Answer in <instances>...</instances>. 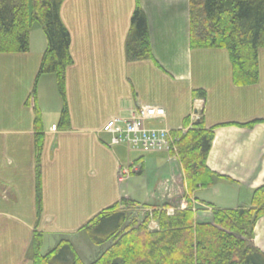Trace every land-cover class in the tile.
<instances>
[{"label": "crops", "instance_id": "1", "mask_svg": "<svg viewBox=\"0 0 264 264\" xmlns=\"http://www.w3.org/2000/svg\"><path fill=\"white\" fill-rule=\"evenodd\" d=\"M140 4L147 16L153 61L135 63H128L126 59V41L134 10L127 17L120 12L80 7L68 16L65 4L61 8V20L71 35L73 65L68 70L86 68V87L90 79L96 90L101 85L102 91L101 99L93 102L96 108L88 115L86 127L81 128L84 142L79 145L82 148L85 141L103 143L106 137L111 142V136L102 132L107 121L116 114L122 115L121 118L129 117L139 105L165 109V120L150 123L156 128L181 130L186 118L195 112L201 113L207 128L218 126L207 167L224 178L213 187L197 190L193 196L215 206L213 197L200 195L209 189L223 188L231 194L232 204L217 208L250 207V198L244 202L237 198H241L243 191L251 197L254 190L264 186V87H260L261 76L256 85L235 86L231 62L223 50L191 49L189 0H141ZM46 48L47 40L44 48L36 49L30 30L28 53L0 54V168L4 166L5 170H11L15 164L23 165L17 169L22 174L12 176H8L7 171L1 173L4 171L0 169V214L19 204L17 198L22 196L23 187L33 198L32 204L37 205V160L44 190L51 174L60 176L58 160L68 154L62 139L71 132H66L68 129L60 132L57 126L63 112L58 79L48 74L37 81ZM127 65L133 67L132 78L124 75ZM35 86L36 98L33 99ZM195 90L206 91V99L194 100L192 93ZM131 91L136 94L132 96ZM37 110L40 112L39 129L36 127ZM69 118L72 124L70 115ZM256 121L261 123L251 128L237 125ZM225 124L232 125L222 126ZM53 126H57L56 130H52ZM87 134L91 138H87ZM39 135L43 136L44 142L41 156L37 158L35 140ZM137 152L143 154L140 156L144 158L143 166L147 155L153 157L149 159L154 160L160 170L156 156L164 152ZM179 168L182 170L181 166ZM182 175L179 171L160 186L180 179ZM253 242L264 252V217L255 227ZM28 246L29 243L25 245V252Z\"/></svg>", "mask_w": 264, "mask_h": 264}, {"label": "trees", "instance_id": "2", "mask_svg": "<svg viewBox=\"0 0 264 264\" xmlns=\"http://www.w3.org/2000/svg\"><path fill=\"white\" fill-rule=\"evenodd\" d=\"M65 0H0V54H25L30 50L31 24L39 23L47 40L38 70L37 81L44 75H55L60 94L64 93L65 72L73 65L70 53L71 35L61 20ZM190 47L203 50H226L232 66L235 86L259 83V50L264 49V0H189ZM128 63L152 60L147 16L137 3L131 17V29L126 41ZM63 92V93H62ZM194 100L206 99L204 90L192 93ZM31 98H36V86ZM65 100V98H64ZM36 127L41 128L40 112H36ZM261 121L245 125L253 127ZM189 124L191 127L189 128ZM70 118L64 108L61 128H68ZM225 124L222 126H229ZM185 130H173V152L178 155L189 195L199 189L215 186L221 175L207 167L215 129L207 128L203 116L196 122L186 118ZM43 136L35 140V152L40 158ZM141 173V172H140ZM37 213L41 214L42 172L35 171ZM211 208V218L196 220L192 201L187 207L168 215V206L142 214V220L128 213L127 204L120 202L91 219L82 231L90 232V242L106 247L89 264H264V252L253 243L254 230L264 217V186L253 191L251 206L220 209L195 198ZM137 204V203H136ZM133 206H137V205ZM121 206L124 210H121ZM132 206V205H130ZM155 221L158 229L149 230ZM43 235L35 231L26 258L32 264H85L73 244L61 240L48 254H41Z\"/></svg>", "mask_w": 264, "mask_h": 264}, {"label": "rangeland", "instance_id": "3", "mask_svg": "<svg viewBox=\"0 0 264 264\" xmlns=\"http://www.w3.org/2000/svg\"><path fill=\"white\" fill-rule=\"evenodd\" d=\"M140 1L65 0L64 10L70 16L76 8L87 7L91 10L93 7L96 11L102 12L104 9L130 17V13L137 3L140 4ZM31 31L36 49L44 48L46 39L42 26L34 22L31 24ZM203 52H210V50ZM223 52L228 55L226 50ZM258 60L260 87H264V49L259 50ZM208 62L211 63L212 59ZM132 72L133 67L127 65L125 77L132 78ZM87 73L86 68L67 69L65 72L64 93L62 92L61 95L62 106L72 117V124L70 123L71 127L69 125L65 128L68 129L66 132L70 131L71 134L62 141L66 145L68 154L62 155L58 160L60 176L51 174L44 190L42 189L40 216L37 213L38 205L32 204L33 198L27 194L24 187L21 190L22 196L17 198L19 204L9 207L7 211L0 214V258L4 257V260H0V264H32L24 253L26 254L25 245L29 243L30 246L35 231L43 235L42 255L48 254L61 240L67 239L71 241L76 253L85 264L93 262L106 247L98 248L92 244L90 232L82 230L97 214L123 198L137 203V206H133L135 204L131 202L125 207L129 209L128 213H132L133 217L139 220H142V214L147 212L152 214L154 209H163L165 206H168V215H173L176 210L185 209L189 200L193 203V212L197 221L203 222L211 218V208L196 201L193 194L189 195L185 177L179 168L180 164L173 159L174 152L156 156L161 164L158 171L155 161L149 159L153 157L145 155L146 164L143 166L141 161L144 158H140L143 154L137 152L141 150L126 143H122L119 147H110V139L107 137L102 141L103 143L85 141V145L81 148L79 143L84 142L81 128L86 127L87 118L96 108L93 102L102 97L101 85L96 90L89 79V86L86 87L85 74ZM134 94L136 92L131 91V95ZM116 115L112 118L123 117ZM57 126L59 131L63 132L64 128H61L60 124ZM190 127L191 124H189ZM86 136L88 138L89 134ZM21 166L23 165L15 164L11 170H5L2 166L0 169L4 172H0L5 174L7 171L8 176L15 173L22 174L17 172ZM126 170H129L130 175L120 182L121 172ZM179 171L182 175L180 179L168 181L160 186L167 178L170 179L171 175H178ZM15 182L24 184L23 181ZM200 196L213 197L215 207L232 204L231 194L223 188L209 189ZM240 197L237 199L243 202L250 198L251 203V197L246 191H243ZM121 210H124V207L121 206ZM11 218L14 220L10 221ZM155 229H158V224L151 221L149 230Z\"/></svg>", "mask_w": 264, "mask_h": 264}, {"label": "built area", "instance_id": "4", "mask_svg": "<svg viewBox=\"0 0 264 264\" xmlns=\"http://www.w3.org/2000/svg\"><path fill=\"white\" fill-rule=\"evenodd\" d=\"M165 109L159 106L139 105L129 117L112 118L103 127V132L111 136V145L129 144L146 153L173 152L172 131L167 128L152 127L150 123L164 120ZM201 118L198 112L191 115V122ZM52 129H55L53 127ZM178 155L175 154V158ZM128 171H122L120 182L125 180Z\"/></svg>", "mask_w": 264, "mask_h": 264}]
</instances>
